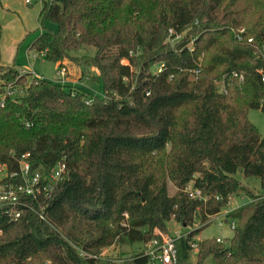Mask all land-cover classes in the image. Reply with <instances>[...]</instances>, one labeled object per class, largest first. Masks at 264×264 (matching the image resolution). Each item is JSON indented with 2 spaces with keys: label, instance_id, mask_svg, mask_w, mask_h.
<instances>
[{
  "label": "trees",
  "instance_id": "obj_1",
  "mask_svg": "<svg viewBox=\"0 0 264 264\" xmlns=\"http://www.w3.org/2000/svg\"><path fill=\"white\" fill-rule=\"evenodd\" d=\"M37 22L27 50L56 68L94 67L103 93L0 63V183H17L24 161L40 188L50 184L0 208V264H147L142 252L119 263L97 255L159 239L170 218L204 222L239 192L249 201L227 212V244L197 242L194 264H264V134L247 118L264 111V0H39ZM81 47L92 55H70ZM236 173L257 178L258 192ZM188 183L203 199L187 196ZM194 234L175 238L172 264H190Z\"/></svg>",
  "mask_w": 264,
  "mask_h": 264
},
{
  "label": "rangeland",
  "instance_id": "obj_2",
  "mask_svg": "<svg viewBox=\"0 0 264 264\" xmlns=\"http://www.w3.org/2000/svg\"><path fill=\"white\" fill-rule=\"evenodd\" d=\"M0 4L3 8L2 11L0 8V63L2 65L5 64L6 66L15 63L16 67L20 66L30 72L33 70L35 73L41 75L42 78L53 80L55 76L54 63L47 61L42 55H36L34 58L31 57L33 51H28V57L26 54V46L41 31L37 22L39 0H30L29 4H25L23 0H0ZM43 25L45 28L54 30V25L51 23L44 22ZM173 42L174 41L169 40L168 44L172 45ZM92 53L93 49L91 47H81L77 51H72L70 55L83 59L84 56L92 55ZM65 61L78 67L81 70L82 77H88L89 81H83L80 86L84 91L97 96L102 95V84L99 78H97V70L94 67L86 65L81 66L77 64V61L75 62L69 59H66ZM155 67V65L152 66V70H154ZM60 68H64V82L67 77V70L64 65H61ZM27 79L29 80V77ZM15 94L20 95L22 94V91L18 89L15 91ZM247 118L252 124H254L258 132L263 135L264 111L260 109H250L247 113ZM235 177L239 178L242 181V184L251 192H258L259 182L257 178L252 176L244 178L240 173H236ZM166 191L168 195H171L174 192V187L169 181H166ZM248 201L249 199L246 198L245 194L239 192L228 198L227 204L219 210V214L209 216L204 222L199 223L198 221H195L191 227H184L180 226L170 218L166 222V233H161L157 230H154L153 232L159 237V239L160 237H170L174 238V240L176 237L185 235L188 232H194L193 242L196 244L205 238H215V240H219L218 242L227 244V239L231 236L232 230L227 227V222L223 217V213L227 210H234ZM246 215L247 213H244L241 219L236 221V224H241L245 220ZM219 220H223L221 226H218L217 224V221ZM154 239L156 240V238ZM150 244L151 240L145 243H114L102 248L97 257L102 261L119 263L130 258L134 254L140 252L145 253L149 249ZM195 252L196 249H192L189 254L190 264L195 263ZM203 264L216 263L208 257Z\"/></svg>",
  "mask_w": 264,
  "mask_h": 264
},
{
  "label": "built area",
  "instance_id": "obj_3",
  "mask_svg": "<svg viewBox=\"0 0 264 264\" xmlns=\"http://www.w3.org/2000/svg\"><path fill=\"white\" fill-rule=\"evenodd\" d=\"M25 4H29L30 0H23ZM242 31V30H241ZM240 31V32H241ZM168 33H171V30L168 31ZM236 40L243 42L242 38L237 35ZM247 43L252 44V39L250 37L245 38ZM264 41V38H263ZM260 57L264 61V50L262 49L260 51ZM36 55H42L43 54H36L32 53L31 57H36ZM162 65L159 64L155 67V71H159L160 67ZM61 67V66H60ZM56 68L55 70V75L58 77L59 82H63V77H64V68ZM195 73L198 72V69H195ZM260 75V82L263 85L264 88V69L259 71ZM35 77H38L34 74ZM219 90L221 92H224V87L222 82L218 84ZM147 95V93H146ZM63 171V166L60 165L56 167L52 172L51 175L49 176V181L48 182H55L56 180L59 179L60 174ZM4 175L3 167L0 166V177ZM19 179L18 182L15 184H6V183H0V208H4L5 206H10V205H18L19 206H24L25 205V200L27 197H35L36 194L39 193L40 190H45L46 186H48L49 183H43L42 187H39V176L37 173L29 174L28 173V167L27 164L24 161H19ZM50 185V184H49ZM184 192L187 194V196L190 199H203V197L200 194V191L198 189L192 188L190 183L186 184L183 188ZM260 193L262 196H264V186H262ZM229 211V210H227ZM227 211L223 213V217L225 218L227 222V227L231 230H233L235 226V221L232 219H227ZM5 215L7 217H10L11 219H17L20 217L21 214V208H7L4 211ZM216 214H219L218 212ZM214 214V215H216ZM213 215V216H214ZM223 223V220L217 221L218 226H221ZM174 238L170 237H160V239H152L151 244L149 245V249L144 253L148 257V263L147 264H172L175 258V247H174ZM218 242L219 240L216 239ZM191 249H196L197 244L192 242L190 245Z\"/></svg>",
  "mask_w": 264,
  "mask_h": 264
},
{
  "label": "crops",
  "instance_id": "obj_4",
  "mask_svg": "<svg viewBox=\"0 0 264 264\" xmlns=\"http://www.w3.org/2000/svg\"><path fill=\"white\" fill-rule=\"evenodd\" d=\"M0 8H1V11H2L3 8L1 6V4H0ZM0 28H1V25H0ZM27 46H26V52H28ZM0 60H1V58H0ZM65 60L66 59H64L61 62V64L64 65L66 67V70H67V77H66V80L64 81L66 84L80 87L83 81H89L88 77H86V76L82 77L81 70L78 67L73 66L71 63L66 62ZM13 62H14V60H13ZM3 65L6 66L5 64H3ZM11 65H15V63H12ZM57 65H58L57 63H54V66H55L54 71L56 70ZM7 66H9V65H7ZM15 67H16V65H15ZM16 68L19 69V70H27V69L21 68L20 66L16 67ZM31 72H34V74L36 76H38V77H42L38 73H35V71H33V70H31ZM53 80L54 81H58V77L55 75Z\"/></svg>",
  "mask_w": 264,
  "mask_h": 264
},
{
  "label": "water",
  "instance_id": "obj_5",
  "mask_svg": "<svg viewBox=\"0 0 264 264\" xmlns=\"http://www.w3.org/2000/svg\"><path fill=\"white\" fill-rule=\"evenodd\" d=\"M263 69H264V67H263Z\"/></svg>",
  "mask_w": 264,
  "mask_h": 264
}]
</instances>
